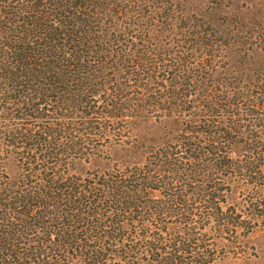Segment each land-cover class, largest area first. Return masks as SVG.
Returning <instances> with one entry per match:
<instances>
[{
	"label": "trees",
	"instance_id": "obj_1",
	"mask_svg": "<svg viewBox=\"0 0 264 264\" xmlns=\"http://www.w3.org/2000/svg\"><path fill=\"white\" fill-rule=\"evenodd\" d=\"M264 228V0H0V264H226Z\"/></svg>",
	"mask_w": 264,
	"mask_h": 264
},
{
	"label": "rangeland",
	"instance_id": "obj_2",
	"mask_svg": "<svg viewBox=\"0 0 264 264\" xmlns=\"http://www.w3.org/2000/svg\"><path fill=\"white\" fill-rule=\"evenodd\" d=\"M226 264H264V228L244 239V254Z\"/></svg>",
	"mask_w": 264,
	"mask_h": 264
}]
</instances>
